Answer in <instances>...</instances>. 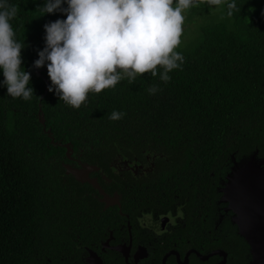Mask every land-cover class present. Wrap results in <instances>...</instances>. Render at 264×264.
Segmentation results:
<instances>
[{"label": "trees", "instance_id": "obj_1", "mask_svg": "<svg viewBox=\"0 0 264 264\" xmlns=\"http://www.w3.org/2000/svg\"><path fill=\"white\" fill-rule=\"evenodd\" d=\"M9 3L18 8L10 23L17 41H25L23 67L34 95L13 99L0 86V264H65L104 231L98 224L119 220L117 206L105 210L97 189L66 173L69 149L104 171L109 192L135 183L115 171L117 160L156 155L158 178L146 195L155 200L177 183L192 199L204 197L219 175L232 172L234 155L241 161L259 150L264 157V0H236L231 17L224 5L185 11L175 49L184 63L169 82L158 66L156 77L90 92L79 109L46 93L47 67H33L45 47L44 25L66 15L44 14V0ZM114 110L124 117L110 120Z\"/></svg>", "mask_w": 264, "mask_h": 264}, {"label": "clouds", "instance_id": "obj_2", "mask_svg": "<svg viewBox=\"0 0 264 264\" xmlns=\"http://www.w3.org/2000/svg\"><path fill=\"white\" fill-rule=\"evenodd\" d=\"M67 7H63V5ZM200 4L210 8L224 5L231 17L236 0H44V14L61 12L66 19L44 25L45 47L34 61L36 69L47 67L48 91L60 101L79 109L88 94L115 88L124 78L129 82L151 73L167 83L170 72L184 63L175 51L181 43L184 12ZM18 13L9 0H0V86L7 96L25 101L34 95L31 73L23 67L22 50L10 23ZM157 88H149L150 95ZM125 113L113 111L118 121Z\"/></svg>", "mask_w": 264, "mask_h": 264}, {"label": "flooded vegetation", "instance_id": "obj_3", "mask_svg": "<svg viewBox=\"0 0 264 264\" xmlns=\"http://www.w3.org/2000/svg\"><path fill=\"white\" fill-rule=\"evenodd\" d=\"M71 151L72 162L68 164L75 168L93 164ZM232 160L233 168L238 159L234 155ZM156 166V155L152 154L117 160L115 171L124 181L135 177L130 188L123 182V192L107 190L101 178L110 180L103 170L90 174L109 195L120 194L121 207L115 205L120 218L113 227L98 224L104 231L84 245L80 256H72L65 264H250L251 248L237 239L235 234H240L233 222L234 212L222 200L228 175H219L218 183L209 184L201 198L192 199L190 190L178 188L181 183H177L170 194L148 199V185L153 182L150 180L158 178ZM96 197L105 210L111 208L101 201L103 195L99 191Z\"/></svg>", "mask_w": 264, "mask_h": 264}, {"label": "water", "instance_id": "obj_4", "mask_svg": "<svg viewBox=\"0 0 264 264\" xmlns=\"http://www.w3.org/2000/svg\"><path fill=\"white\" fill-rule=\"evenodd\" d=\"M45 80L47 93L50 83L46 77ZM71 152V149L67 151L70 158ZM235 164L222 188V200L234 212L233 222L238 226L239 234L250 245V264H264V157H260L259 150H256L241 161H235ZM65 168L67 174H72L78 181L89 183L97 189L103 195L101 201L106 204V208L115 205L121 207L120 194L116 192L109 195L98 179L90 176L92 172L99 170L98 166L84 163L80 168H75L72 164H65ZM89 260L94 261L92 258Z\"/></svg>", "mask_w": 264, "mask_h": 264}, {"label": "rangeland", "instance_id": "obj_5", "mask_svg": "<svg viewBox=\"0 0 264 264\" xmlns=\"http://www.w3.org/2000/svg\"><path fill=\"white\" fill-rule=\"evenodd\" d=\"M184 15H186V13L184 12ZM194 33L193 32H190V34L186 33L184 34L185 35V38L182 37L184 40H187L191 35H193Z\"/></svg>", "mask_w": 264, "mask_h": 264}]
</instances>
